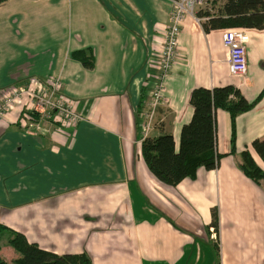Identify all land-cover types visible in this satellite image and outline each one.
<instances>
[{
  "label": "crops",
  "instance_id": "obj_1",
  "mask_svg": "<svg viewBox=\"0 0 264 264\" xmlns=\"http://www.w3.org/2000/svg\"><path fill=\"white\" fill-rule=\"evenodd\" d=\"M171 14L170 0L0 4V92L58 79L82 116L49 136L19 126L22 104L0 118V224L40 249L85 254L92 264H197V241L206 239L219 201L220 264H264V164L252 148L264 139V96L236 117L234 155L230 116L216 111L223 157L215 170L199 168L195 179L170 187L140 155L142 89L155 73ZM180 26L177 56L163 81L160 124L150 135L170 133L176 149L192 116L193 89L233 86L248 102L264 89V30H248L247 73L240 79L228 71L224 29L204 33L191 16ZM87 49L93 69L71 57ZM244 150L262 171L260 179L238 167ZM232 208L239 227L231 222ZM9 255L13 260L14 252Z\"/></svg>",
  "mask_w": 264,
  "mask_h": 264
},
{
  "label": "trees",
  "instance_id": "obj_2",
  "mask_svg": "<svg viewBox=\"0 0 264 264\" xmlns=\"http://www.w3.org/2000/svg\"><path fill=\"white\" fill-rule=\"evenodd\" d=\"M5 1L0 0V4ZM196 16L207 18L200 23L204 33L227 28L264 30V0H223L215 13L200 10ZM71 57L86 69L94 68V58L90 49L74 51ZM146 93L147 90L143 88L141 94L143 106ZM263 96L264 89L254 101L248 102L233 86L193 89L189 97L192 116L190 121L181 127L177 149L170 133H160L141 140L140 155L148 171L159 182L174 187L185 179H195L199 168L208 171L216 169L223 157L217 152L216 111H225L230 116V154L234 155L236 117L253 109ZM252 148L264 164V139L254 140ZM239 156L238 167L244 176L252 180L260 179L263 173L249 152L244 150ZM212 215L214 219L210 229L216 232L218 222L215 210H212ZM209 233L211 234L210 230ZM5 234L7 235L5 245L17 253L18 257L15 256L8 262L0 255V264H92L85 254L57 255L40 249L36 244L29 243L24 234L2 224L0 251L1 240Z\"/></svg>",
  "mask_w": 264,
  "mask_h": 264
},
{
  "label": "built area",
  "instance_id": "obj_3",
  "mask_svg": "<svg viewBox=\"0 0 264 264\" xmlns=\"http://www.w3.org/2000/svg\"><path fill=\"white\" fill-rule=\"evenodd\" d=\"M170 1L172 14L158 47L155 73L149 74L147 77L149 81H153V88L147 92L149 97L148 112L146 114L143 110L141 113L142 139L148 137V133L154 128L153 118L164 97L163 81L177 56V41L181 22L185 16H191L195 18L196 22L201 23L207 18H199L196 14L200 10H210L205 8L207 0ZM248 43L249 34L245 28H227L222 32V45L227 54L228 71L233 77L241 79L246 76ZM21 104L22 109L17 123L29 134L49 136L66 128L74 127L82 120L75 103L62 94L61 82L58 79L34 82L32 85L27 84L23 87L10 86L1 91L0 118ZM210 232L212 239H215V231L210 229Z\"/></svg>",
  "mask_w": 264,
  "mask_h": 264
},
{
  "label": "rangeland",
  "instance_id": "obj_4",
  "mask_svg": "<svg viewBox=\"0 0 264 264\" xmlns=\"http://www.w3.org/2000/svg\"><path fill=\"white\" fill-rule=\"evenodd\" d=\"M223 2V0H207V5L205 6V8H208L210 9L209 12L210 13H215L216 11V8L218 6H220V4ZM156 59V58H155ZM154 61V60H153ZM156 64V61H154V65ZM149 83V84H148ZM155 84V82H154ZM152 85H153V82H149L147 81V85L145 86L147 92L148 91H151L152 90ZM149 100V97L147 96V93L145 95V102L144 103L145 105L143 106V110H145L144 112L147 114L148 112V106H147V102ZM160 117H159V114H158V109L156 110L155 112V115H154V118H153V124H160ZM143 120V118H142ZM166 121L164 120V123ZM153 130V129H152ZM152 130L148 133V136H150L152 134ZM38 135V134H36ZM217 169V168H216ZM215 170V169H214ZM215 208V215H217L218 219L219 220V201H217V204L216 206H214ZM231 222L232 223H235L237 227H239L238 225V222H239V219L236 217L238 215V213L234 212L233 208L231 209ZM170 223V225L178 230V231H181V232H184V233H187L186 231L178 228L175 224H173L171 221H168ZM218 229H219V225L217 226V230L215 232L216 234V237L215 239H212V235L209 234L207 231L208 230H204V235L206 236V239H203V240H200V241H197V246H199L200 250H201V253H202V256L200 258V261L197 263V264H217L218 262L220 263V258H219V250L217 249L216 245L218 244ZM232 237V236H230ZM6 238H7V235L5 234L3 239L1 240V243H2V249H1V256L2 258L5 260V261H12V257L9 255V251L10 252H14L10 247L6 246L5 245V241H6ZM216 244V245H215ZM218 246V245H217ZM9 250V251H8ZM7 251V252H6ZM191 253V252H190ZM15 256L18 257L17 253H15ZM15 258V257H14ZM13 258V259H14ZM10 260V261H9ZM241 262L243 261H232V264H241ZM245 264H262V262H255V261H251V262H248L245 263Z\"/></svg>",
  "mask_w": 264,
  "mask_h": 264
}]
</instances>
